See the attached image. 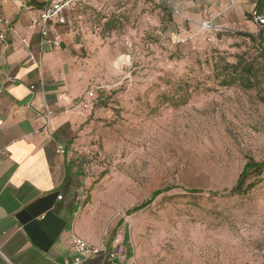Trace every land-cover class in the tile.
I'll return each instance as SVG.
<instances>
[{"label": "rangeland", "instance_id": "obj_1", "mask_svg": "<svg viewBox=\"0 0 264 264\" xmlns=\"http://www.w3.org/2000/svg\"><path fill=\"white\" fill-rule=\"evenodd\" d=\"M170 1L179 15L153 0L64 11L76 83L93 91L72 146L89 178L82 227L107 236L121 221L140 264H264V174L246 194L223 195L246 162L264 160L256 0ZM237 61L254 75L224 85Z\"/></svg>", "mask_w": 264, "mask_h": 264}, {"label": "crops", "instance_id": "obj_2", "mask_svg": "<svg viewBox=\"0 0 264 264\" xmlns=\"http://www.w3.org/2000/svg\"><path fill=\"white\" fill-rule=\"evenodd\" d=\"M50 2L0 1L6 39L0 44V264H140L121 221L107 236L90 237L82 227L89 178L72 146L88 115L80 105L85 83H76L79 44L72 33L63 34L64 12L48 27V38H57L59 47L40 46L34 21ZM43 103L53 112L47 132L41 130ZM58 145L64 152H57ZM75 236L100 244L102 251L74 263ZM111 245L123 247L126 257L109 258Z\"/></svg>", "mask_w": 264, "mask_h": 264}, {"label": "built area", "instance_id": "obj_3", "mask_svg": "<svg viewBox=\"0 0 264 264\" xmlns=\"http://www.w3.org/2000/svg\"><path fill=\"white\" fill-rule=\"evenodd\" d=\"M77 0H51L50 3L45 5L43 8L39 10V14L37 19L34 21V25L39 28L40 31V46L44 43H50L54 48L59 47V40L57 38L50 40L48 38V27L54 20H57L59 16L64 12L68 7L73 5ZM158 4L164 6L165 8L171 10L175 14H180L177 7L172 4L169 0H153ZM60 22L62 20L59 19ZM255 22L259 27L264 26V15L260 14L255 16ZM6 26H9V21H4ZM205 28H210L207 24L204 26ZM6 44V39L4 32H0V44ZM31 90L34 87H30ZM93 97V91H89L86 93L83 101H81V106H86L85 101H89ZM43 110V124L41 130L47 132L52 129V119L53 112L50 107L46 104H42ZM57 152H64V147L62 145L57 146ZM70 247L73 253L76 255L74 259V263H83L87 260H90L97 256L102 251V246L100 244H94L92 242H88L80 237H73L70 240ZM107 255L109 258H118L119 260H123L126 257V250L123 247H117L111 245L110 249L107 250ZM67 264V263H66Z\"/></svg>", "mask_w": 264, "mask_h": 264}, {"label": "trees", "instance_id": "obj_4", "mask_svg": "<svg viewBox=\"0 0 264 264\" xmlns=\"http://www.w3.org/2000/svg\"><path fill=\"white\" fill-rule=\"evenodd\" d=\"M264 10V0H256L255 2V8H254V13L257 15H260ZM248 19H249V15L246 14L245 15ZM264 26H262L263 28ZM238 35L246 37L248 39H254V36L252 34L249 33H239ZM258 39H259V49L261 52H263L264 54V31L262 32L259 31L258 35H257ZM227 65V69L230 68L231 69V73L230 76H228V80H224L222 83L224 85H228L233 81L236 80H240V81H246V76H252L254 75V70H253V66L252 64H248L246 62L242 63L241 61H237L235 64H226ZM240 72L241 74L238 75L237 73ZM248 81V80H247ZM248 88H251L252 85L248 84L247 85ZM264 174V160L263 161H258V162H254V161H248L243 165V168L236 180V183L225 193L223 194L224 196H241L246 194L249 190H251L252 188L255 187L256 182L255 181H251L247 183V180L253 176V177H260ZM186 193L188 194H196L199 193L200 191L197 189H186L185 190ZM160 193H162L161 190H155L152 192L150 198L143 202L142 204L133 207L129 214L137 212L139 210L144 209L145 207H147ZM213 196L219 195L216 193H212ZM129 255V254H128Z\"/></svg>", "mask_w": 264, "mask_h": 264}]
</instances>
